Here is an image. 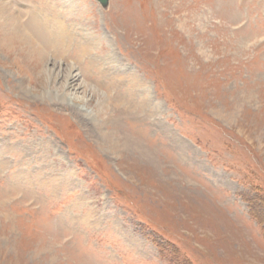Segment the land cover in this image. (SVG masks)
<instances>
[{"label": "rangeland", "instance_id": "1", "mask_svg": "<svg viewBox=\"0 0 264 264\" xmlns=\"http://www.w3.org/2000/svg\"><path fill=\"white\" fill-rule=\"evenodd\" d=\"M2 1L0 264H264V0Z\"/></svg>", "mask_w": 264, "mask_h": 264}, {"label": "bare ground", "instance_id": "2", "mask_svg": "<svg viewBox=\"0 0 264 264\" xmlns=\"http://www.w3.org/2000/svg\"><path fill=\"white\" fill-rule=\"evenodd\" d=\"M74 1L75 0H67L66 1L69 5L68 8L71 12V15H73L72 9L75 7V5L73 3ZM8 5H10V4H7L6 1L0 0V17L3 18L0 20V38H1L0 45L3 46L6 44V45L13 46V44L15 42L19 41L26 48L23 51V57L25 58L24 60L27 62H32L33 64L34 63L35 64L36 63L42 64L44 61H46V60H43V57L46 58V53H45L46 51H44L45 36H47V35H48V37L52 36L54 39L49 38V40H51V41L53 40L52 42H59L62 39L64 40V38L68 32V29L66 28L67 23H65V21H60V23H57L53 19L46 20V22L48 21L49 23L51 21V25H49V27L52 26V28H48L47 25H44V26L41 25V27H40V23L39 24L33 23L32 20H29L28 22H26V24H22L21 22L19 23V19H21L22 17H18L17 14H15L13 11L10 10V6H8ZM76 5H77V3H76ZM73 21H75V20L73 19ZM72 25H74V23ZM69 30H71V29H69ZM69 33H70V31H69ZM42 35H44V36H42ZM67 35H70V34H67ZM61 43H62V41H61ZM87 43H88V41L86 42V44ZM23 45H21V46H23ZM88 45L84 46L85 50L90 49V47ZM21 46H20V48H21ZM32 63H31V65H32ZM32 67H34V65ZM56 75H53L51 77V79H53V81L56 80V78H57ZM82 83L80 82V78H78V72L77 71L71 70V71H69V73L68 72L64 73L63 85L67 89H69V88H72V89L77 88L78 89L81 86H83ZM47 92L48 91L44 92L43 94L45 95V93H47ZM49 94H52V93L50 92ZM52 95H54L55 97H61L62 99H64L63 100L64 104L66 103V105H67L66 101H68L69 98L67 96H65V94L59 95V96H58V94H52ZM101 102L103 104L107 103L104 101H101ZM103 104H101L102 107H103ZM115 108L119 109L120 107H119V105H117ZM121 111H126V109L121 108ZM85 115L87 117H89L90 119L94 120V122L97 121L98 123H100V120H99L100 117L98 118L99 115L98 116H97V114L93 115V114H90L89 112H88V114H84V116ZM96 127L98 128L97 125H96ZM127 144H130V141L127 142Z\"/></svg>", "mask_w": 264, "mask_h": 264}, {"label": "crops", "instance_id": "3", "mask_svg": "<svg viewBox=\"0 0 264 264\" xmlns=\"http://www.w3.org/2000/svg\"><path fill=\"white\" fill-rule=\"evenodd\" d=\"M58 12H60V11H56V13H55V15H54L55 20H56V19H59V21H61V20L65 21V20H66V19H65V18H66V17H65L66 15H63V13L66 14V12H64V11H61V13H58ZM57 16H58L59 18H58ZM60 19H61V20H60ZM68 25H69V24H68ZM70 28H71V27H70ZM74 34H75V33H74Z\"/></svg>", "mask_w": 264, "mask_h": 264}, {"label": "water", "instance_id": "4", "mask_svg": "<svg viewBox=\"0 0 264 264\" xmlns=\"http://www.w3.org/2000/svg\"><path fill=\"white\" fill-rule=\"evenodd\" d=\"M101 4H105L107 0H98Z\"/></svg>", "mask_w": 264, "mask_h": 264}]
</instances>
